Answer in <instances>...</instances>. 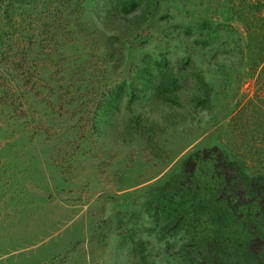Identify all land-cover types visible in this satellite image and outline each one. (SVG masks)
Instances as JSON below:
<instances>
[{
	"label": "rangeland",
	"instance_id": "374dc122",
	"mask_svg": "<svg viewBox=\"0 0 264 264\" xmlns=\"http://www.w3.org/2000/svg\"><path fill=\"white\" fill-rule=\"evenodd\" d=\"M214 148L264 178V0H0V264H263Z\"/></svg>",
	"mask_w": 264,
	"mask_h": 264
},
{
	"label": "trees",
	"instance_id": "16d2710c",
	"mask_svg": "<svg viewBox=\"0 0 264 264\" xmlns=\"http://www.w3.org/2000/svg\"><path fill=\"white\" fill-rule=\"evenodd\" d=\"M205 158L214 162L217 176L222 177L224 181L220 202H224L235 217L238 216L240 210H243L246 213L249 211L246 215L248 221L254 217L264 218V178H249L243 171L238 173V164L231 162L218 148L190 156L184 163V171H190L193 174L199 162ZM250 230L254 233H252L253 238L247 248L257 256L260 249L264 247V230H257L256 228H250ZM210 239L213 240V243H218L217 251L219 256H223V258L232 256L231 254L236 249L235 240L229 234L220 232L217 237ZM258 259L260 260V258ZM231 264H237V262L233 261Z\"/></svg>",
	"mask_w": 264,
	"mask_h": 264
}]
</instances>
